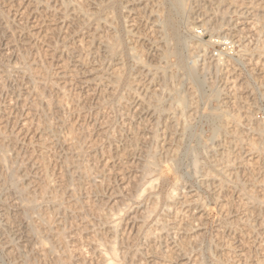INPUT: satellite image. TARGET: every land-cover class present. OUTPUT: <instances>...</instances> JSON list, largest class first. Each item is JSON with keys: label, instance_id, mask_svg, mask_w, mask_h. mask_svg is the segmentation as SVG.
<instances>
[{"label": "rangeland", "instance_id": "obj_1", "mask_svg": "<svg viewBox=\"0 0 264 264\" xmlns=\"http://www.w3.org/2000/svg\"><path fill=\"white\" fill-rule=\"evenodd\" d=\"M256 1L189 0L185 14L176 15L186 45L168 55L171 44L160 25L168 0H0V147L11 160L9 168L0 162V264H102L112 238L105 217L112 214L120 215L117 264H264V130L256 129L264 123V0L257 1L261 6ZM185 21L197 24L198 37ZM112 32L121 39L118 57L110 59L103 48L94 54ZM136 56L146 67L136 65ZM120 68L135 77V91L125 82L110 89L106 76ZM35 87L45 101L54 100L53 107L44 106ZM177 93L184 104H177ZM213 112L219 125L214 136ZM152 147L157 166L145 177L142 165ZM11 171L34 191L27 197L40 195L37 206L21 201L27 188L15 194ZM148 183L151 193L135 199Z\"/></svg>", "mask_w": 264, "mask_h": 264}, {"label": "bare ground", "instance_id": "obj_2", "mask_svg": "<svg viewBox=\"0 0 264 264\" xmlns=\"http://www.w3.org/2000/svg\"><path fill=\"white\" fill-rule=\"evenodd\" d=\"M40 1V0H39ZM188 1L189 0H168V6H167V9H166V12H165V14L163 15V17H160V25H161V31H163L162 33H163V38H164V41L167 43V44H171V47H170V49H167L168 51H167V54L169 55H177L180 51V48L181 47H184V45H186V40H185V37L178 31V29H177V27H176V23H177V17H176V15L177 16H179V14H183L184 13V11H186V9H188ZM214 1V0H213ZM216 1V0H215ZM218 1H222V0H218ZM231 1V0H230ZM255 1V0H254ZM258 1V0H257ZM257 1H256V5H260L259 4V2H258V4H257ZM192 2H193V0H192ZM223 2H224V0H223ZM223 2H221V4L223 3ZM227 2V1H226ZM229 2V1H228ZM242 2V1H241ZM62 3H64V1L62 2ZM158 3V2H157ZM230 3V2H229ZM254 3V2H253ZM79 4H81V3H79ZM190 4V3H189ZM250 4V3H249ZM64 5V4H63ZM255 5V4H254ZM52 6V5H51ZM81 6V5H80ZM218 6V5H217ZM239 6V5H238ZM246 6V5H245ZM248 6H251V4L250 5H248ZM253 6V5H252ZM261 6V5H260ZM190 7V6H189ZM247 7V6H246ZM45 8H46V6H45ZM50 8V7H49ZM48 8V9H49ZM162 8V7H161ZM250 8V7H249ZM82 9V8H81ZM229 9V8H228ZM251 9H252V11H250V9H249V11L251 12L250 14H252V12H253V16H256V15H258L259 13V11H257V7L256 6H253V7H251ZM213 10V9H212ZM243 10V9H242ZM247 10L248 9H246V12H247ZM41 11V10H40ZM43 11V10H42ZM54 11V10H53ZM226 11V10H225ZM214 12V11H213ZM188 13V12H187ZM181 14V15H182ZM185 14V13H184ZM216 14H217V12H216ZM45 15V14H44ZM158 15V14H157ZM223 15V14H222ZM247 15V14H246ZM262 15H263V13H262ZM261 15V16H262ZM250 16V15H249ZM252 16V15H251ZM180 17V16H179ZM258 17H260V16H258ZM258 17L256 16V18L258 19ZM52 18H53V16H52ZM210 18V17H209ZM254 18V17H253ZM5 19V18H4ZM48 19V18H47ZM208 21H209V19H207ZM188 21V20H187ZM187 21H185V23H187ZM218 22H220L219 20H217ZM258 21V20H257ZM8 22V21H7ZM191 22V21H190ZM190 22L189 23H187V25L186 26H188L189 28V30H191V34H192V37H195V36H197L198 37V34H196V28H197V24L194 22H192L191 24H190ZM207 22V21H206ZM205 22V20H204V23H206ZM235 22V21H234ZM180 23V22H179ZM203 23V24H204ZM208 23V22H207ZM211 23V22H210ZM245 23V22H244ZM4 24H6L5 22H4ZM251 24V23H250ZM215 25V24H214ZM216 26V25H215ZM243 26V25H242ZM212 27V26H211ZM216 27H219V26H216ZM58 28V27H57ZM186 28V27H185ZM213 28V27H212ZM215 28V27H214ZM54 29V28H53ZM240 29H241V27H240ZM245 29V28H244ZM244 29H242V30H244ZM3 30V29H2ZM189 30H187V31H189ZM130 31L131 30H127L126 32L127 33H130ZM46 32V31H45ZM55 32V31H54ZM261 32V31H260ZM2 33V32H1ZM161 33V34H162ZM65 34V33H64ZM119 34V33H118ZM188 34V33H187ZM97 34H95L94 35V37L96 36ZM107 35V34H106ZM109 35V34H108ZM93 36V35H92ZM97 36H99V35H97ZM130 36V35H129ZM218 36V35H217ZM103 37H104V34H103ZM188 37V36H187ZM186 37V38H187ZM96 39H98V38H96ZM96 39H94V40H96ZM99 39H101L100 37H99ZM98 39V40H99ZM189 39V38H188ZM92 40H93V38L91 39V43H92ZM97 40V41H98ZM163 40V39H162ZM193 40V39H192ZM195 40V39H194ZM82 42V41H81ZM90 42H88V44L90 43ZM95 42V41H94ZM188 42V41H187ZM97 43V42H96ZM95 43V44H96ZM193 43V42H192ZM192 43H189V44H192ZM80 44V43H79ZM87 44V43H86ZM85 44V45H86ZM87 44V45H88ZM120 44H121V39H120V35H117V33H115V32H112V34H110V36H108V38H107V36L106 37H104V39H101V40H99V44H96V45H99V47L97 46L96 48H99V49H96V52L94 51L95 49H93V53L95 54V53H97L98 52V50H101V48H103V50L102 51H105L106 53H107V55L110 57V59L111 58H116V57H118V54L120 53L119 51L121 50L120 49ZM195 44H197L196 42H195ZM194 43H193V45H195ZM81 45V44H80ZM80 45H78V46H76V47H78V48H81V46ZM85 45L83 44V46L85 47ZM86 45V49H87V46ZM94 45V44H93ZM80 46V47H79ZM168 46V45H167ZM196 46V45H195ZM195 46H190V48H192V49H194V48H196ZM84 47H83V49H84ZM261 47V46H260ZM22 48V47H21ZM73 48V47H72ZM75 48V47H74ZM94 48H95V46H94ZM75 49H77V48H75ZM74 49V50H75ZM85 49V50H86ZM67 50H70V49H67ZM90 50H91V48H90ZM89 50V51H90ZM195 50V49H194ZM72 51V50H71ZM79 51V50H78ZM77 51V52H78ZM87 51V50H86ZM165 51H166V49H165ZM189 51V50H188ZM75 52V51H74ZM76 52V53H77ZM80 52V51H79ZM78 52V53H79ZM81 52H82V50H81ZM85 52V51H84ZM91 52V53H92ZM162 52V51H161ZM190 52V51H189ZM100 53V52H99ZM137 53V52H136ZM165 53V52H164ZM15 54V53H14ZM81 53H79V54H77L78 56L80 55ZM90 54V53H89ZM93 54V55H94ZM98 54V53H97ZM101 54H103V52L101 53ZM166 54V53H165ZM166 54V55H167ZM189 55H190V53H188ZM83 55V54H82ZM91 55V54H90ZM92 55V56H93ZM99 55V54H98ZM135 55V54H134ZM167 55V56H168ZM77 56V57H78ZM84 56H87V54L85 53V55ZM91 56V57H92ZM95 56V55H94ZM104 56V55H103ZM8 57V56H7ZM20 57V56H19ZM18 57V58H19ZM77 57H75V59H78ZM82 56H80L79 57V59L80 60H82V58H81ZM96 57V56H95ZM98 57V56H97ZM134 57V56H133ZM163 57H164V55H163ZM86 58V57H85ZM105 58H106V56H105ZM142 58V57H141ZM140 58V59H141ZM87 59V58H86ZM90 59V58H89ZM89 59H88V61H89ZM92 59H93V57H92ZM92 59H90V60H92ZM134 59H135V57H134ZM139 59V57H137L136 56V60H134V61H136L135 63H136V65H140L141 67L142 66H145L146 64L142 61V60H140ZM21 60V59H20ZM99 60V59H98ZM97 60V61H98ZM118 60H120L119 58H118ZM145 60V59H144ZM184 60H185V58H184ZM84 61H85V59H84ZM94 61V60H93ZM187 61V60H186ZM81 62V61H80ZM86 62V61H85ZM99 62V61H98ZM101 62V61H100ZM182 62L183 61H180V62H176V65L181 69L182 67H183V64H182ZM185 62V61H184ZM73 63V62H72ZM76 63H78L79 64V61L78 62H76ZM84 62H82V64H83ZM91 63H92V61H91ZM118 63V62H117ZM63 64H65V63H63ZM63 64H61L62 65V67H63ZM101 64H102V62H101ZM104 64V63H103ZM68 65V64H67ZM80 65H81V63H80ZM88 65V64H87ZM97 65V64H96ZM92 66V65H91ZM117 66H119V65H117ZM149 66V65H148ZM187 66V65H186ZM61 67V66H60ZM68 68L67 69H69V66H67ZM75 67H76V65H75ZM78 67H79V65H78ZM95 67H97V66H95ZM98 67H100V66H98ZM122 67H124V66H122ZM146 67V66H145ZM22 68V67H21ZM74 68V67H73ZM94 68V67H93ZM102 68V70L104 69L103 68V66L101 67ZM193 68V67H192ZM191 68V69H192ZM61 69H63L64 70V68H61ZM60 69V70H61ZM66 69V68H65ZM66 69V70H67ZM74 69H76V68H74ZM78 69V68H77ZM76 69V70H77ZM90 70H93L92 68H89ZM111 69V68H110ZM191 69H189V71L187 72V76H188V80L191 82V83H194L195 82V76L193 75V73H192V71H191ZM71 70V69H70ZM69 70V71H70ZM75 70V71H76ZM79 70V69H78ZM77 70V71H78ZM83 70V69H82ZM101 70V69H100ZM99 70V71H100ZM149 70V69H148ZM40 71V70H39ZM80 71V70H79ZM87 71V70H86ZM95 71H97L96 69H95ZM38 72V71H37ZM62 73H65V72H63V71H61ZM84 72V71H83ZM153 72V71H152ZM184 72V71H183ZM69 73H72V75L71 76H73V74H75V72L73 73V72H69ZM82 73V72H81ZM89 73V72H88ZM97 73V72H96ZM100 73V72H99ZM104 73V72H103ZM110 73V72H109ZM164 73V72H163ZM37 74V73H36ZM66 74H68V73H66ZM101 74H102V72H101ZM167 74V73H166ZM59 75V74H58ZM88 75V74H87ZM98 75V74H97ZM132 74H130V72H127L126 70H124V68L123 69H115V70H113V71H111V75H109V76H106L107 78H109L110 79V76H111V81L113 82L112 83V86H110V89H112L113 91L116 89V87L118 86V85H120L121 83H123V82H125L126 83V85H127V87H128V89L131 91L132 90V88H133V85H135V84H133V82H134V79H135V77L133 78L132 76H131ZM39 76H40V74H39ZM63 76V75H62ZM75 76V75H74ZM73 76V77H74ZM77 76V75H76ZM102 76H105V73L104 74H102ZM168 76V75H167ZM72 77V78H73ZM92 77V76H91ZM90 77V78H91ZM100 77V76H99ZM45 78V77H44ZM75 78V77H74ZM89 78V79H90ZM103 78V77H102ZM105 78V77H104ZM153 78V77H152ZM35 79V78H34ZM77 79V78H76ZM101 79V78H100ZM99 79V80H100ZM38 79H36L35 80V83H37L36 81H37ZM41 80V79H40ZM45 80V79H44ZM44 80H43V83H44ZM86 80V79H85ZM98 80V79H97ZM105 80V79H104ZM42 81V80H41ZM71 81V80H70ZM109 81V80H108ZM107 81V82H108ZM65 82V81H64ZM136 82V81H135ZM134 82V83H135ZM41 83V82H40ZM40 83H39V80H38V84L40 85ZM56 83V82H55ZM106 83V82H105ZM110 83V82H109ZM45 84V83H44ZM47 84V83H46ZM111 84V83H110ZM42 85V84H41ZM51 86V85H50ZM53 86V85H52ZM58 86V85H57ZM41 87H44L43 85L41 86ZM51 88V87H50ZM58 88H60V87H58ZM135 88V87H134ZM35 89H36V92H37V95H35V96H37V97H40V98H46V97H44V95H46V94H44L43 95V93H40L39 91H40V88H38V91H37V88L35 87ZM41 89H43V91H44V88H41ZM61 89V88H60ZM67 89V88H66ZM123 89V88H122ZM53 90H55V89H53ZM62 90V89H61ZM112 90H110V91H112ZM136 90V89H135ZM135 90H132V91H135ZM155 90V89H154ZM154 90H151V91H154ZM107 91V90H106ZM112 91V92H113ZM127 91V90H126ZM125 91V92H126ZM36 92H34V94L36 93ZM57 92V91H56ZM65 92V91H64ZM127 92H129V91H127ZM178 92V91H177ZM49 93V92H48ZM61 93V92H60ZM67 93V92H66ZM151 93V92H150ZM149 93V94H150ZM156 91H154L153 92V94H150V95H153V97H154V95H156V94H158V92L156 93ZM213 93V96L215 95V92H212ZM59 94V93H58ZM130 94V93H129ZM178 94V93H177ZM42 95H43V97H42ZM60 95H62V94H60ZM124 95V94H123ZM131 95V94H130ZM59 95H58V100L60 101L61 99H59ZM62 97V96H61ZM60 97V98H61ZM152 97V96H151ZM160 97V96H159ZM158 97V95H157V97H154V99H155V102L157 101V102H159L160 101V98ZM149 98V97H148ZM194 98V97H193ZM36 99V98H35ZM41 99V101H44V106L46 107V105L47 106H49V107H53L52 106V103H54L52 100H50V99H46V101L43 99L42 100ZM119 99H120V97H119ZM153 99V98H152ZM153 99V100H154ZM64 100V99H63ZM146 101H149V99H145ZM144 100V101H145ZM24 101V100H23ZM34 101V100H33ZM33 101H32V103H33ZM37 102L38 101H40V100H36ZM35 101V102H36ZM119 101V100H118ZM176 101H177V104H180V103H182V104H184L185 102L183 101V98L181 97V95L180 94H178L177 96H176ZM175 101V102H176ZM190 101V100H189ZM192 101V100H191ZM193 101H194V99H193ZM62 102V101H61ZM56 103H58V102H56ZM55 103V104H56ZM150 103V102H149ZM193 103V102H192ZM43 104V103H42ZM60 104V103H59ZM189 104V103H188ZM195 104V103H194ZM60 105H62V103L60 104ZM153 105V104H152ZM34 106V105H33ZM32 106V107H33ZM39 106V105H38ZM54 106H57V105H54ZM149 106V105H148ZM151 106V105H150ZM154 107L156 106L155 104L153 105ZM185 106V105H184ZM32 107H30V108H32ZM35 108H36V106H34ZM33 107V108H34ZM49 107L48 108H46L48 111H49ZM61 107H63V106H61ZM159 107V106H158ZM157 107V108H158ZM39 109H40V106L38 107ZM57 108H60V107H57ZM161 108V107H160ZM43 109H45V108H43ZM38 110V109H37ZM52 111H53V108L51 109ZM55 110V109H54ZM58 110V109H57ZM155 110H157V109H155ZM161 110V109H160ZM35 111V110H34ZM33 111V112H34ZM56 111V110H55ZM62 111V110H61ZM4 112V111H3ZM44 112H47V111H44ZM50 112V111H49ZM174 112V111H173ZM194 113V112H193ZM204 113V112H203ZM15 114H17V113H15ZM32 114V113H31ZM34 114V113H33ZM189 114V113H188ZM7 115V114H6ZM18 115V114H17ZM26 115V114H25ZM219 115H221V114H219ZM223 115V114H222ZM32 116V115H31ZM213 116L215 117L214 119H213V122H212V132H213V136L216 134V131H217V129H218V127H219V125H218V123H217V117H218V114L217 113H215V112H213ZM212 117V116H211ZM59 118H61V117H59ZM1 119V118H0ZM182 119V118H181ZM250 119V118H249ZM37 120V119H36ZM35 120V121H36ZM38 121V120H37ZM31 122V121H30ZM182 122V121H181ZM181 122H180V124H181ZM47 124V123H46ZM45 124V125H46ZM50 124H51V122H50ZM29 125H30V123H29ZM36 125H39V123L37 124L36 123ZM36 125H34V126H36ZM45 125L43 124V126L45 127ZM53 126H55V124H52ZM33 126V125H32ZM42 125H40V127H41ZM48 126V125H47ZM50 126V125H49ZM48 126V128H51V129H54L53 128V126L52 127H49ZM222 126V125H221ZM252 126V125H251ZM24 127V126H23ZM31 127V126H30ZM249 127V126H248ZM25 128V127H24ZM34 128H37V127H34ZM33 128V129H34ZM41 128H43V127H41ZM47 128V127H46ZM46 128H45V132L48 130H50V129H47L46 130ZM185 128V127H184ZM193 128V127H192ZM38 129V128H37ZM44 129V128H43ZM57 129V128H56ZM56 129H54L55 131H53V132H56L57 133V131H56ZM186 129V128H185ZM256 129L258 130V131H260V132H262L263 130H264V123H262V122H258L257 123V125H256ZM29 130H30V128H29ZM41 130V129H40ZM28 131V130H27ZM37 131H39V130H37ZM43 131V130H42ZM71 131V130H70ZM247 131V130H246ZM31 132V131H30ZM32 132H34L33 130H32ZM50 132V131H49ZM52 132V133H53ZM1 133V132H0ZM3 133V132H2ZM38 134V136H39V133H40V131L39 132H37ZM44 133V132H43ZM155 133V132H154ZM20 134V133H19ZM23 134V133H22ZM30 134V133H29ZM34 133H32V134H30V135H33ZM41 134V133H40ZM47 134H49L48 132H47ZM50 134H51V132H50ZM156 134V133H155ZM155 134H153V135H155ZM232 134V133H231ZM21 135V134H20ZM55 135V134H54ZM194 135V134H193ZM37 136V137H38ZM111 136H113V135H111ZM135 136V135H134ZM13 137H16V135L15 136H13ZM12 137V138H13ZM23 137V136H22ZM24 137H25V135H24ZM31 137H33V136H31ZM30 137V138H31ZM35 137V136H34ZM33 137V138H34ZM41 137V136H40ZM51 137V136H50ZM53 137V136H52ZM52 137H51V139H52ZM151 137H153L154 138V136H151ZM181 137V136H180ZM4 138V137H3ZM41 138H43V137H41ZM63 138H65V137H63ZM73 138V137H72ZM80 138V137H79ZM81 138H83V137H81ZM157 138V137H156ZM211 138H212V136H211ZM29 139V138H28ZM44 139H46L45 137H44ZM62 139V138H61ZM9 140H12V142L14 143V141H13V139H9ZM16 140V139H15ZM38 140H39V137H38ZM41 140V139H40ZM65 140H67V138L65 139ZM21 141V140H20ZM44 141H46V140H41V141H39V142H42V144L44 145ZM49 141V140H48ZM64 141V140H63ZM68 141V140H67ZM72 141V140H71ZM16 142H17V140H16ZM25 142V141H24ZM39 142H37V143H39ZM56 142V141H55ZM11 143V142H10ZM65 143V142H64ZM67 143H69V144H71V142L69 141V142H67ZM73 143H75L76 144V142H72V146H73ZM79 143V142H78ZM40 145H41V143H39ZM74 144V146H76ZM193 144V143H192ZM15 145H17L16 143H15ZM50 145V144H49ZM62 145V144H61ZM195 145V144H194ZM67 146H69V145H67ZM78 146V145H77ZM134 146H135V143H134ZM43 147V146H42ZM17 148H19V147H17ZM46 148V147H45ZM44 148V149H45ZM48 148V147H47ZM70 148H73V147H71L70 146ZM75 148V147H74ZM78 148V147H77ZM180 148V147H179ZM8 149V148H7ZM13 149V148H12ZM151 149V148H150ZM152 149H153V151L151 152V154H150V156L149 157H147L148 159H146L145 160V162H144V164L142 165V175H144L145 177L146 176H148V174H151L153 171H155L156 170V166H157V157H156V149L155 148H153L152 147ZM193 149V148H192ZM16 150V149H15ZM77 150V149H76ZM133 150V149H132ZM149 151V150H148ZM190 151V150H189ZM192 151V150H191ZM190 151V152H191ZM195 151V150H194ZM194 151H192V155H194L193 154V152ZM203 151V150H202ZM8 153L9 152H7L6 151V149H4V148H2V147H0V162L1 163H3V165H2V167L3 166H5L6 167V165L8 166V168L10 167L9 166V163H10V161H9V163H8V160H9V155H8ZM30 153V152H29ZM32 153V152H31ZM80 152L78 151V154H79ZM225 153V152H224ZM223 153V154H224ZM15 154V153H14ZM21 154H23V153H21ZM77 154V153H76ZM147 154H149V153H147ZM31 155V154H30ZM12 156H15V155H13L12 154ZM23 156V155H22ZM68 156V155H67ZM178 156V155H177ZM224 156V155H223ZM225 156H226V153H225ZM18 156H16V157H12V158H14V159H16ZM31 157V156H30ZM71 157V156H70ZM196 157V156H195ZM11 158V157H10ZM24 159V158H23ZM38 159V158H37ZM190 159H192V158H190ZM29 160V159H28ZM33 160V159H32ZM6 161H7V163H6ZM73 160H71V162H69V163H75V162H72ZM75 161V160H74ZM144 161V160H143ZM13 162V161H12ZM14 162H16V160L14 161ZM33 162V161H32ZM77 162V161H76ZM192 162H193V164L198 168V166H197V161L194 159V157H193V159H192ZM1 163H0V166H1ZM34 163V162H33ZM66 163V162H65ZM78 163V162H77ZM159 163V162H158ZM17 164L18 165H20L19 163H18V160H17ZM200 164V163H199ZM25 165V164H24ZM69 165V164H68ZM13 166H14V164H13ZM193 166V165H192ZM2 167H1V169H2ZM4 167V168H5ZM20 167V166H19ZM41 168V167H40ZM51 168V167H50ZM14 169H15V167H14ZM30 169V168H29ZM8 170V169H7ZM12 170V169H11ZM79 170V169H78ZM196 170H198L199 171V168L198 169H196ZM1 171V170H0ZM17 171H19V170H17ZM17 171H15L16 173H17ZM96 171V170H95ZM158 171V170H157ZM6 173V172H5ZM16 173H14V174H16ZM208 173V172H207ZM13 173H12V171H11V174H10V172L8 173V177H9V179H10V181H9V185L10 186H12V187H14L16 190H17V192H15V194L16 193H19L20 195H24L25 194V192L27 193L28 191H29V189L27 188V187H25L23 184H25V182H23V184H19L20 182H21V180H20V182L18 183V176H20L19 175V173H17L18 175H17V177H16V175H14ZM86 174V173H85ZM44 175V174H43ZM42 175V176H43ZM51 175V174H50ZM91 175V174H90ZM206 175V174H205ZM72 176V175H71ZM207 176V175H206ZM1 177V176H0ZM2 177H4V175H2ZM70 177V176H69ZM208 177V176H207ZM75 178V177H74ZM148 178V177H147ZM21 179V178H20ZM47 179V178H46ZM45 179V180H46ZM76 179V178H75ZM1 180V179H0ZM23 180V179H22ZM65 180V179H64ZM148 180V179H147ZM43 181V180H42ZM1 182V181H0ZM70 182V181H69ZM32 183V182H31ZM42 183V182H41ZM46 183V182H45ZM44 182H43V184H45ZM68 183V182H67ZM99 183V182H98ZM146 183V182H145ZM27 184H28V181H27ZM39 185H42V184H39ZM31 186V185H30ZM74 186V185H73ZM36 187H38V186H36ZM46 187H47V185H46ZM13 188V189H14ZM26 188L28 189V191H26ZM32 188V187H31ZM41 188H43L44 189V186L43 187H40V189ZM152 188H153V186H152V183H148L147 185H144V187L141 189V190H139V193H133V195L134 194H136V195H134V198L135 199H139L140 197H142L144 194H146V192L147 193H151L150 191L152 190ZM39 189V190H40ZM43 189H41V190H43ZM47 189V188H46ZM65 189V188H64ZM139 189V188H138ZM38 190V189H37ZM76 190H78L77 188H76ZM48 191V190H47ZM50 191V190H49ZM64 191V190H63ZM66 191V190H65ZM36 192H38V191H35V193ZM70 192H71V190H70ZM29 193H31V194H33L34 193V191H33V193H32V191L30 192H28V194H26V196L23 198H20L21 199V201L23 202V204L25 205V206H27V207H31V206H33L34 205V203H35V201H37V200H39L38 198H39V196L38 197H36V200H34V198L35 197H32V195L30 196V197H27L28 195H29ZM71 193H73V192H71ZM75 193V192H74ZM37 194H40V193H37ZM70 194V193H69ZM174 194V193H173ZM173 194L170 192V193H168V194H166V201H167V203H170L171 204V202L173 201L172 199H173ZM4 195V194H3ZM9 195V194H8ZM19 195V196H20ZM22 195V196H23ZM46 195V194H45ZM53 195V194H52ZM52 195H51V199L53 198L52 197ZM54 195H56V194H54ZM58 195V194H57ZM57 195H56V197H57ZM157 195V194H156ZM18 196V195H17ZM33 196H34V194H33ZM42 196V195H41ZM70 196H71V194H70ZM74 196V195H73ZM153 196V195H152ZM154 196H155V194H154ZM47 197H48V194H47ZM46 197V198H47ZM55 197V196H54ZM58 197H59V195H58ZM57 197V198H58ZM65 197V196H64ZM157 197V196H156ZM160 197V196H159ZM17 199H18V197H16ZM45 197H44V199H46ZM50 198H47L46 200H48V199H50ZM44 199H42V200H44ZM153 199V198H152ZM164 199V198H163ZM56 200V199H55ZM62 200H64V199H62ZM67 200V199H66ZM156 200H157V198H156ZM175 200V199H174ZM19 201V200H18ZM50 201V200H49ZM56 201H58V202H60L61 201V197H60V200L59 199H57ZM254 201H256V200H253L252 202H254ZM42 202V201H41ZM43 202H45V201H43ZM54 202V201H53ZM251 202V203H252ZM259 202V201H258ZM37 203V202H36ZM36 203H35V205H36ZM40 202H38V205H40L39 204ZM54 203H57V202H54ZM166 203V204H167ZM251 203H249V204H251ZM61 204V203H60ZM59 204V205H60ZM157 204V203H156ZM248 204V205H249ZM254 205H255V202L253 203ZM81 205V204H80ZM90 205V204H89ZM96 205V204H95ZM37 206V205H36ZM63 206V205H62ZM92 206V205H91ZM257 206H258V204H257ZM39 207V206H38ZM88 207V206H87ZM126 207V206H125ZM167 207H169V206H167ZM92 208V207H91ZM96 208V210H97V207H95ZM153 209H155L154 207L151 209V210H153ZM165 209V208H164ZM86 210V209H85ZM90 210V209H89ZM150 210V209H149ZM38 211V210H37ZM83 211V210H82ZM120 211H121V209H120ZM41 212V211H40ZM80 212H81V209H80ZM105 212V211H104ZM115 212V211H114ZM148 212H150V211H148ZM147 212V213H148ZM152 212V211H151ZM155 212V211H154ZM41 213H43V212H41ZM86 213H87V211H86ZM98 213H100L99 212V208H98ZM101 213H103V211L101 212ZM116 213H117V211H116ZM28 214V213H27ZM35 214V213H34ZM44 214V213H43ZM108 215H109V213H107ZM96 215H98V214H96ZM102 215V214H101ZM115 215H119V214H115ZM115 215L114 214H112V216L111 217H105V219H108L109 221V226L107 227L108 228V231H110L111 232V240L108 242V245H107V247L104 249L103 247H101V246H99V245H97V244H95L96 246L95 247H101V248H103L104 250H105V253H107V254H105V262H103V263H105V264H117V262L115 261L116 259H118V255H119V252L120 251H118V247H117V243H119L118 242V239H117V234H116V232H117V227H118V225H119V223H117L116 222V219L118 220V218H116L115 217ZM150 214H148V216H149ZM22 216V215H21ZM25 216V215H24ZM31 216V215H30ZM47 216V215H46ZM120 216V215H119ZM145 216V215H144ZM146 216H147V214H146ZM45 217V216H44ZM98 217H99V215H98ZM25 218H26V216H25ZM23 219V218H22ZM33 219V218H32ZM45 219V218H44ZM100 219H103L102 218V216H101V218ZM11 220V219H10ZM29 220H30V217H29ZM28 220V221H29ZM146 220V219H145ZM175 220V219H174ZM37 221V220H36ZM102 221V220H101ZM104 221V220H103ZM106 221V220H105ZM235 221V220H234ZM260 221V220H259ZM41 222V221H40ZM39 222V223H40ZM107 222V223H108ZM119 222V221H118ZM164 222V221H163ZM30 223V222H29ZM64 223V222H63ZM98 223V222H97ZM160 223H162V222H160ZM258 224H259V222H257ZM163 224H167V223H163ZM33 225V224H32ZM35 226V225H34ZM45 226V225H44ZM64 226V224L61 226V227H63ZM58 227V226H57ZM105 227V228H106ZM46 228V227H45ZM56 228V227H55ZM66 228V227H65ZM30 229V228H29ZM35 229H36V227H35ZM35 229H34V232H35ZM120 229V228H119ZM192 229V228H191ZM46 230H47V228H46ZM50 229L48 228V230L47 231H49ZM59 230H61V229H59ZM64 230V229H63ZM30 231V230H29ZM37 231H38V228H37ZM36 231V232H37ZM107 231V230H106ZM119 231V230H118ZM64 232V231H63ZM62 232V233H63ZM109 232V233H110ZM31 233V232H30ZM42 233V232H41ZM53 233V232H52ZM106 233V232H105ZM152 233V232H151ZM151 233H150V235H151ZM32 234V233H31ZM34 234H36V233H34ZM38 234V233H37ZM43 235V234H42ZM46 235V234H45ZM54 235V234H53ZM60 235H61V233H60ZM64 234H62V236H63ZM108 235V234H107ZM32 236V235H31ZM56 236H57V234H56ZM119 236V235H118ZM122 236V235H121ZM36 237V236H35ZM103 237V236H102ZM105 237V236H104ZM108 237L110 238V235H108ZM120 237V236H119ZM127 236L125 235L124 236V238H126ZM147 237H149L148 236V234H147ZM42 238V237H41ZM53 238V237H52ZM61 238V237H60ZM108 238V239H109ZM122 238V237H121ZM123 238V239H124ZM45 239V238H44ZM43 239V240H44ZM51 239V238H50ZM128 239V238H127ZM39 240V239H38ZM37 240V241H38ZM99 240V239H98ZM104 240V242L105 243H107L106 242V240L105 239H103ZM45 241H46V239H45ZM53 241V240H52ZM120 241H121V239H120ZM124 241V240H123ZM127 241V240H126ZM188 241V240H187ZM61 242V241H60ZM103 242V241H102ZM103 242V244H105ZM40 243V242H39ZM42 243H43V241H42ZM45 243H47V242H44V244ZM49 243V242H48ZM51 243V242H50ZM121 243H122V241H121ZM124 243V242H123ZM60 244V243H59ZM119 245V244H118ZM125 245H127V244H125ZM45 247H47L46 245H44ZM43 246V247H44ZM51 246V245H50ZM121 246H122V244H121ZM49 247V246H48ZM51 247H53V246H51ZM120 248V247H119ZM125 248V247H124ZM186 248V247H185ZM100 249V248H99ZM127 248H125V250H126ZM130 249V248H129ZM41 250V249H40ZM48 250H50V247H49V249ZM52 250V249H51ZM53 250H54V248H53ZM104 250H100L101 252L102 251H104ZM123 250V247L121 248V251ZM99 251V250H98ZM107 251V252H106ZM52 252V251H51ZM55 252V251H54ZM53 252V253H54ZM125 251L123 250V253H124ZM46 253V252H45ZM59 253V252H58ZM127 253H129V250H128V252ZM62 254V253H61ZM64 254H65V252H64ZM102 254H103V252H102ZM101 254V255H102ZM122 254V253H121ZM120 254V255H121ZM126 254V253H125ZM45 255V254H44ZM55 255V254H54ZM69 255V254H68ZM66 256H67V254H66ZM103 256V255H102ZM128 256V255H127ZM64 257H65V255H64ZM68 257V256H67ZM123 257V256H122ZM44 258V257H43ZM56 258L58 259V261L59 260H61L62 262H63V258L60 256V255H57L56 256ZM120 259H121V256L119 257ZM123 258H125V257H123ZM56 259V260H57ZM69 259V258H68ZM103 259V258H102ZM44 260V259H43ZM65 260V259H64ZM67 260V259H66ZM124 260H126V259H124ZM129 260V259H128ZM54 261V260H53ZM61 262V263H62ZM65 263H66V261H65ZM102 263V264H103ZM129 263V262H128ZM63 264V263H62ZM67 264V263H66ZM123 264V263H122Z\"/></svg>", "mask_w": 264, "mask_h": 264}, {"label": "built area", "instance_id": "obj_3", "mask_svg": "<svg viewBox=\"0 0 264 264\" xmlns=\"http://www.w3.org/2000/svg\"><path fill=\"white\" fill-rule=\"evenodd\" d=\"M217 39H218V38L215 39V42H216V43H221V42H223L222 40L220 41V40H217Z\"/></svg>", "mask_w": 264, "mask_h": 264}]
</instances>
